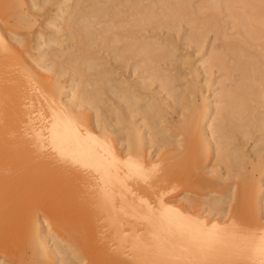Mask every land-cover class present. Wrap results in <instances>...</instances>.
Wrapping results in <instances>:
<instances>
[{
  "label": "bare ground",
  "instance_id": "bare-ground-1",
  "mask_svg": "<svg viewBox=\"0 0 264 264\" xmlns=\"http://www.w3.org/2000/svg\"><path fill=\"white\" fill-rule=\"evenodd\" d=\"M27 247L264 264V0H0V264Z\"/></svg>",
  "mask_w": 264,
  "mask_h": 264
},
{
  "label": "rangeland",
  "instance_id": "rangeland-1",
  "mask_svg": "<svg viewBox=\"0 0 264 264\" xmlns=\"http://www.w3.org/2000/svg\"><path fill=\"white\" fill-rule=\"evenodd\" d=\"M25 10H27V9H25ZM36 11V10H35ZM38 14V13H37ZM36 14V15H37ZM40 14H38L36 17H37V21H36V23L34 24V26H32L31 28H24V29H19V30H22L21 32L23 33L22 34V37H32L33 35H34V33L36 32V30H38V29H40V28H42V26L40 27V24H41V22H42V16H41V18H39L40 16H39ZM39 16V17H38ZM39 20V21H38ZM13 22V20L12 19H10V24ZM40 23V24H39ZM28 32V33H27ZM25 33V34H24ZM33 33V34H32ZM31 36H30V35ZM28 35V36H27ZM211 36V35H210ZM34 41V40H33ZM32 41V43H34ZM182 41V40H181ZM180 41V45H182V44H184V45H182V47L180 46V51L178 52V53H180V54H182V57H184V56H186V57H188L189 56V58H190V60H192L193 62H195V63H197V66H199L200 65V62L198 61V56H199V54L197 53V55H196V52H195V50H194V48H190V47H188V46H185V42L186 41H182L181 42ZM183 48H185V49H183ZM189 49V50H188ZM183 51V52H182ZM185 53H187V54H185ZM188 53H189V55H188ZM192 53H194V54H192ZM194 57H193V56ZM197 56V57H196ZM181 65V67H179L178 68V66H180ZM175 66H177V69H179L181 72H182V74H183V79H181L180 81H177V82H182V83H186L187 81H189V80H191V78L193 79H197V76L195 75V73H192L191 72V74L189 73L190 71H189V68H186L185 66H183L180 62H178V64L177 65H175ZM183 66V67H182ZM194 66V65H193ZM183 69H185V70H183ZM176 70H173L172 72H175ZM178 71V70H177ZM180 71H178V72H180ZM184 71V72H183ZM180 72V73H181ZM218 72V73H217ZM187 74V75H186ZM189 74V75H188ZM218 75V74H222L223 75V71H221V73L219 72V71H216V73H215V75ZM221 75V76H222ZM184 76H185V79H186V76H188L187 77V79L185 80L184 79ZM184 83V84H185ZM206 94H209V90L206 92ZM173 118H174V120H177L176 118H178L175 114H173ZM172 129L174 130L175 129V126H172ZM175 131H178V130H176L175 129ZM251 144V142H249L248 143V147L250 146H252V145H250ZM199 163H197V162H195L193 165H198L199 167H200V165H201V167H203L204 168V171L206 170V166L209 164V162H208V158H206L205 160H201V161H198ZM251 165H249L248 166V170H251V167H250ZM252 172V171H251ZM258 175L259 174H257V172H255V176H257L258 177ZM249 177H251L250 175H248V176H244V178H246V180L243 178V177H241V178H239V179H237V180H231L228 184H227V187H223L224 188V191H223V188H221V189H219V188H217L219 191H221V192H225L226 190H228L229 189V187L233 184V183H235V182H237V183H239V187L241 188V187H243L242 186V184H247L248 182H249V180L251 181V179L249 178ZM256 178V177H255ZM244 180V181H243ZM234 181V182H233ZM241 183V184H240ZM202 187H200V188H195V189H197V191L196 192H198V190L199 189H201ZM208 188V189H207ZM227 188V189H226ZM207 191H206V190ZM211 189V190H210ZM202 190V192H200ZM199 192L201 193V194H205V193H208V192H210V191H212L213 189L211 188V187H203L202 189H201ZM198 192V193H199ZM247 200H248V198L247 197H244L243 195H239L237 198H236V203H235V205H238V207H239V209L240 210H242V211H244V213H245V211H248L249 209H250V206H248L247 205ZM250 213V212H249ZM27 250L26 251H24V253H21L20 254V256L19 257H21L20 259H19V257H18V259H16V258H13L12 259V261H11V263L13 262L14 264H21V261L23 260V258L25 257V255H29V254H31L32 253V250L30 249V247H27L26 248ZM29 249H30V251H29ZM23 256V257H22ZM15 260V261H14ZM17 260V261H16ZM21 260V261H20ZM252 261V262H251ZM250 262V264L251 263H253V264H257V263H259V260L257 261V259L255 260V262H254V260L252 259V260H250L249 261ZM12 263V264H13ZM53 264V263H52ZM55 264V263H54Z\"/></svg>",
  "mask_w": 264,
  "mask_h": 264
}]
</instances>
